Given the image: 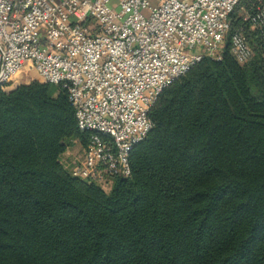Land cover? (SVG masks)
<instances>
[{
  "label": "trees",
  "instance_id": "1",
  "mask_svg": "<svg viewBox=\"0 0 264 264\" xmlns=\"http://www.w3.org/2000/svg\"><path fill=\"white\" fill-rule=\"evenodd\" d=\"M240 4L251 58L228 36L164 88L109 191L62 162L89 139L65 88H0V264H264V29L246 19L264 0Z\"/></svg>",
  "mask_w": 264,
  "mask_h": 264
},
{
  "label": "built area",
  "instance_id": "2",
  "mask_svg": "<svg viewBox=\"0 0 264 264\" xmlns=\"http://www.w3.org/2000/svg\"><path fill=\"white\" fill-rule=\"evenodd\" d=\"M241 0H0V88L33 69L68 92L89 133L72 176L111 189L131 175L130 154L152 129L160 93L204 57L220 60L229 36L252 56L230 15ZM264 29V9L246 16Z\"/></svg>",
  "mask_w": 264,
  "mask_h": 264
},
{
  "label": "rangeland",
  "instance_id": "3",
  "mask_svg": "<svg viewBox=\"0 0 264 264\" xmlns=\"http://www.w3.org/2000/svg\"><path fill=\"white\" fill-rule=\"evenodd\" d=\"M242 3V2H241ZM242 4H240L241 6ZM241 10V9H239ZM238 10V12H239ZM240 13V12H239ZM21 76V77H20ZM20 77V78H19ZM19 78V84L22 83H30L31 81L37 80L43 82L38 74L33 70L25 71L22 74L17 76ZM14 86L7 87L6 90L12 89ZM84 147L80 144L79 141L74 140L71 141V144L68 146L67 150L62 154L61 159L65 167L69 165V163L75 161L76 159H81L83 155ZM106 191H109L108 187H104Z\"/></svg>",
  "mask_w": 264,
  "mask_h": 264
}]
</instances>
